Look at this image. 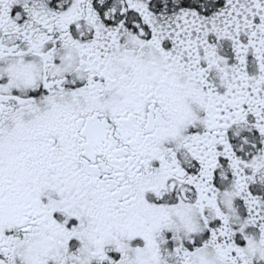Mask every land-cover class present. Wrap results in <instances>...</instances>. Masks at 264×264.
I'll return each mask as SVG.
<instances>
[{
    "label": "snow or ice",
    "instance_id": "1",
    "mask_svg": "<svg viewBox=\"0 0 264 264\" xmlns=\"http://www.w3.org/2000/svg\"><path fill=\"white\" fill-rule=\"evenodd\" d=\"M0 264H264V0H0Z\"/></svg>",
    "mask_w": 264,
    "mask_h": 264
}]
</instances>
